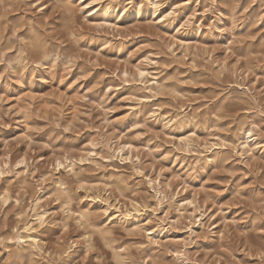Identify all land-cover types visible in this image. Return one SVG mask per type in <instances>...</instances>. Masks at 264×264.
Masks as SVG:
<instances>
[{"label": "rangeland", "instance_id": "374dc122", "mask_svg": "<svg viewBox=\"0 0 264 264\" xmlns=\"http://www.w3.org/2000/svg\"><path fill=\"white\" fill-rule=\"evenodd\" d=\"M66 1L0 0V264H264V0Z\"/></svg>", "mask_w": 264, "mask_h": 264}, {"label": "bare ground", "instance_id": "6f19581e", "mask_svg": "<svg viewBox=\"0 0 264 264\" xmlns=\"http://www.w3.org/2000/svg\"><path fill=\"white\" fill-rule=\"evenodd\" d=\"M66 1V0H65ZM68 1V3L69 2H71V1H69V0H67ZM66 1V2H67ZM146 1H148V3L153 7V9H155V10H158L159 9V6L161 5V0H146ZM144 2V0H129L127 3H132V4H135V5H137L139 8H141V5H142V3ZM67 3V4H68ZM72 4V3H71ZM69 6H70V4H68ZM73 5V4H72ZM124 9H125V7H124ZM96 10V9H95ZM111 10V7L110 6H106V11H105V13H107L108 11H110ZM176 12V9L174 10L173 8H171L169 11H166L164 14H163V16H170V15H172L173 13H175ZM37 37V36H36ZM50 53V52H49ZM35 63H37V62H35ZM141 74H143V71L142 72H140ZM154 80L156 81V84L157 85H161V83H160V81L159 80H157L156 78H154ZM188 137V136H187ZM257 135H255V133H254V130H253V127L252 126H245V127H243V135H242V139L243 140H241V142H239V144L238 145H240L241 146V148H242V153H246V152H248L252 147H253V144H255L257 141ZM110 145V148H112V145L111 144H109ZM128 149L129 150V152H131L132 151V149H133V146L132 145H130V144H123V145H118V147H117V149H114L113 151H119V156H120V159L121 160H125L127 157H124L123 156V154H124V149ZM115 154H114V152H113V156H114ZM61 163L59 162L58 163V165H60ZM75 174V173H74ZM77 177H78V175H77ZM82 178L83 177H81V180H82ZM85 181V180H84ZM106 185H107V183H106ZM63 187V186H62ZM82 187V186H81ZM90 187H93V188H95L96 186H95V184H93L92 183V185H90ZM152 187H154L155 188V185H152ZM67 188V187H66ZM87 188V187H86ZM155 190V192H156V195H158V194H160V196H161V198L160 197H158L159 199V203H161V201L164 199V198H167V195L165 194V193H162L159 189H158V187H157V189L155 188L154 189ZM162 194V195H161ZM69 202V201H68ZM187 203L188 204H191L192 202L191 201H187ZM115 212H118L119 214H117V216H115V219H117V220H119V221H122V220H128L131 216H132V212H131V210L129 209V208H125L124 210H122L121 209V207L120 206H115ZM85 214V213H84ZM37 215V217L39 218V220H42L43 219V214H40V213H38V214H36ZM86 215V214H85ZM80 216V215H79ZM108 224V223H107ZM151 234V233H150ZM24 236V235H23ZM34 236H36V235H34ZM37 238H38V236H36ZM31 239H32V242L31 243H33L34 245H35V247H40V245L38 244V241H37V239L35 238V237H31ZM20 243V242H19ZM21 256V255H20ZM25 262V261H24Z\"/></svg>", "mask_w": 264, "mask_h": 264}]
</instances>
